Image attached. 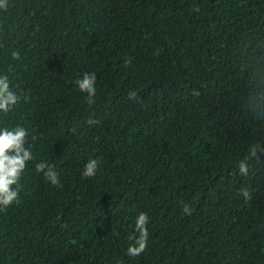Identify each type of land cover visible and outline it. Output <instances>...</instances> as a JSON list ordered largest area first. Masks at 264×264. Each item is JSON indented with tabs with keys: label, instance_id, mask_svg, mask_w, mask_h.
I'll return each mask as SVG.
<instances>
[{
	"label": "trees",
	"instance_id": "trees-1",
	"mask_svg": "<svg viewBox=\"0 0 264 264\" xmlns=\"http://www.w3.org/2000/svg\"><path fill=\"white\" fill-rule=\"evenodd\" d=\"M0 75L20 97L0 129L26 128L34 157L0 264H264V153L238 168L264 144V0H7Z\"/></svg>",
	"mask_w": 264,
	"mask_h": 264
},
{
	"label": "clouds",
	"instance_id": "clouds-1",
	"mask_svg": "<svg viewBox=\"0 0 264 264\" xmlns=\"http://www.w3.org/2000/svg\"><path fill=\"white\" fill-rule=\"evenodd\" d=\"M0 10L7 11V0H0ZM14 59H19L18 52H12ZM97 77L95 73H85L81 79L75 81L78 89L87 94L86 103L93 104L96 95ZM137 93L132 91L128 98L134 100ZM20 101V97L11 88V81L7 75H0V113L7 114L11 112ZM89 124L94 121L89 120ZM28 131L26 128L16 126L11 130L7 127L0 129V211L6 210L19 199V185L21 177L29 161L34 159L31 147L27 144ZM259 153H264V144H252L248 150V156L239 162V174L247 176L249 173L248 162L250 159L257 158ZM100 161L90 159L82 172V178L88 179L96 176ZM36 171L43 173L45 179L52 185L59 184V174L53 165L45 161L36 164ZM240 194L248 200L251 199L249 190L240 189ZM183 212L190 216L192 211L189 206L183 207ZM149 218L145 213H141L135 223V230L139 233L138 237H133L127 249L129 257H139L148 246V230L146 225Z\"/></svg>",
	"mask_w": 264,
	"mask_h": 264
}]
</instances>
